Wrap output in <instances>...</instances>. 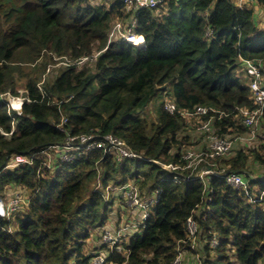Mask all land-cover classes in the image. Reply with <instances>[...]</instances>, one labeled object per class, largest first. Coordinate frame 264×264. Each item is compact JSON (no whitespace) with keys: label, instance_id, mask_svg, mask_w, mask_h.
I'll return each mask as SVG.
<instances>
[{"label":"trees","instance_id":"trees-1","mask_svg":"<svg viewBox=\"0 0 264 264\" xmlns=\"http://www.w3.org/2000/svg\"><path fill=\"white\" fill-rule=\"evenodd\" d=\"M254 4L264 12V0L243 9L234 0H165L137 11L121 0H0V195L12 186L29 196L28 207L0 216V264H89L83 243L90 232L100 239L103 230H116L105 227L112 203L102 194L109 184H132L143 203H155L143 228L125 232L126 256L112 252L106 264H173L177 246H190L188 218L198 225L197 264H264V174L246 172L250 161L264 169V109L257 151L233 147L214 160L219 176L203 183L187 175L175 183L159 165H184L190 137L180 135L194 132L198 146L188 148H200L197 127L209 115L219 137L246 136L236 109L256 107L240 60L264 62V19L254 22ZM116 21L127 22L122 30L130 27L144 46L109 38ZM84 57L92 60L77 64ZM19 80H25L23 100L9 107L2 97H17ZM155 98L161 103L151 120L144 110ZM166 101L184 113L211 112L169 114ZM67 135H111L139 158L119 163L98 149L66 164L52 160L51 170L41 157L7 168L15 156L29 158ZM232 173L245 188L225 182ZM132 211L126 210L131 219Z\"/></svg>","mask_w":264,"mask_h":264},{"label":"built area","instance_id":"built-area-1","mask_svg":"<svg viewBox=\"0 0 264 264\" xmlns=\"http://www.w3.org/2000/svg\"><path fill=\"white\" fill-rule=\"evenodd\" d=\"M255 0H236V6L239 9H243L246 5L253 3ZM165 0H121L122 5L128 11L130 10H140V9H154L159 7ZM131 28L129 27L125 32L122 30L120 24H115L109 33V38L112 36H119L121 41H125L134 45L130 40L136 38V36L130 33ZM212 30L210 27L205 29V37L207 39L212 37ZM142 44L139 46L141 47ZM96 55L92 56L95 57ZM92 58L84 57L77 61V64H82L83 62L91 61ZM240 65L245 69L246 74L250 77L249 82L250 95L253 101L254 110H248L243 108H237L235 116L239 118L241 125L246 128L247 133L245 137H237L238 141L252 140L256 137L257 132L260 130L262 111L264 109V62L262 61H249L240 60ZM22 99H19V103L14 105L11 103V107L19 108ZM164 109L169 114H180L182 116L190 118H199L207 116L211 110L205 107H197L190 113H184L176 109V106L170 101H166L164 104ZM222 114H220L221 116ZM213 115H209L207 121L203 122L197 127L198 138L200 139V148H187L184 150L182 161L185 162L184 165H164L159 164L161 168L169 171L173 174V181L175 183H180L182 177L187 175L193 176L195 179L201 180L205 183L211 176H219L221 172L217 171L214 160L218 158H223L229 154L233 148V141L229 138L219 137L212 128ZM65 120H61V124L58 126L62 130V123ZM13 134V128L8 134H3L5 136H11ZM79 140V143H76ZM102 149L104 153L112 154L115 161L122 162L127 159H137L139 158L137 154L130 150V148L121 140L114 136H81V137H71L67 135L65 141L61 145L50 146L46 150L33 155L29 158L22 156H15L12 162L7 166V168H15L21 165H29L32 159L35 157H41L45 159L43 165L50 169L52 168V160L57 161L60 164H66L72 162L75 158L86 155L87 153ZM225 182L236 188H245V182L238 174H226L224 175ZM99 187V182L97 184ZM26 193H16L14 195H9L5 199L0 200V216H5L6 218L11 217L19 209H24L29 205V196ZM156 192L153 194L156 196ZM121 200L123 208L126 210H133L136 215L129 219L130 223L120 224L116 226V230L105 229L100 234V242L102 246L105 247L103 252L94 253L89 261V264H106L109 255L112 252L121 253L126 256V251L123 249V237L125 232L130 230H135L137 228H143V223L147 219L149 214V208L155 203V200L151 198L148 202H142L140 199V193L136 186L128 184L125 186H114L112 192L110 193L108 189H105L102 198L103 200L114 204L115 197ZM138 216V217H137ZM134 217L138 218V222L133 224L131 220ZM185 233L187 237V242H190L192 246L194 244V239L196 238L198 232V225L192 219L188 218L185 222ZM217 244V240L213 239L211 242L212 246ZM176 262V260H175ZM174 262V263H175ZM173 263V264H174Z\"/></svg>","mask_w":264,"mask_h":264},{"label":"rangeland","instance_id":"rangeland-1","mask_svg":"<svg viewBox=\"0 0 264 264\" xmlns=\"http://www.w3.org/2000/svg\"><path fill=\"white\" fill-rule=\"evenodd\" d=\"M101 1L103 2H110L111 0H93V4H99ZM126 11V10H125ZM127 12V11H126ZM211 12V10H209L207 12V15H209ZM259 21V20H258ZM118 22V21H116ZM115 22V23H116ZM118 24L121 25V27L125 28L127 27V22L122 23L121 21L118 22ZM62 63V61H60ZM61 63H59L58 61V65L61 66ZM47 67L51 68V63L49 65H47ZM53 68V67H52ZM54 71H56L54 69ZM28 72V70H27ZM52 73L49 77L54 76L55 72H51ZM24 85H25V80H19L16 83V89H17V93L18 96L17 97H11L9 95L2 97L4 99V101H7V106L11 107V103L13 104H18L19 103V99L23 100V95L25 94V90H24ZM161 103V99L160 98H155L151 104L144 110V115H147L148 117H150V119L152 120L153 118H155V106L160 105ZM21 104V102H20ZM14 107V105H13ZM9 110H12V108H9ZM258 134V132H257ZM256 134V137L253 138L252 140H246V141H238L237 139L235 141H233V147L234 150H245L247 152H253V151H257L258 147L261 145V136H262V131H259V135ZM190 137V141L189 144L187 146H185L184 149L190 147V146H198L197 142H196V137H195V133L194 132H185L184 134H181V137ZM188 137V138H189ZM198 139V137H197ZM189 140V139H188ZM191 140H194V142L192 143ZM234 140V139H233ZM191 142V143H190ZM251 160V159H250ZM246 172L248 175H250L252 178H261L263 177L264 174V169L262 167H260L259 165L253 163L250 161V163H248L247 165V169ZM114 186H112V184H109L105 189H108V191L111 193L112 189ZM18 193V191L14 192L13 187H7L3 193H1L0 195V200L1 199H5L6 197H9V195H14ZM156 198V197H155ZM122 206H124L121 202V200L118 198V196L115 197L114 199V204L112 205V207L110 208V212L107 214V222L105 227H113L115 228L117 225H124L125 224V220L127 218L130 219V217L127 215L126 209L123 208ZM194 244L191 246H189V249L186 247V245L182 246H177L176 248V253H177V258H176V262L174 264H197L198 263V257L197 252L200 248V242L198 241L197 238L194 239ZM84 247H83V253L85 255L88 256H92L94 253V251L97 250H102L103 247L100 245V239L98 236V231H93L90 232L89 237L84 241ZM199 246V247H198Z\"/></svg>","mask_w":264,"mask_h":264},{"label":"crops","instance_id":"crops-1","mask_svg":"<svg viewBox=\"0 0 264 264\" xmlns=\"http://www.w3.org/2000/svg\"><path fill=\"white\" fill-rule=\"evenodd\" d=\"M236 2V0H234V3ZM247 7H250V5H248ZM246 7V8H247ZM253 9H254V22L257 23L258 20H260V22L264 19V12L257 7L255 4L252 5ZM262 19V20H261ZM264 21V20H263ZM258 24V23H257ZM198 137V136H197ZM199 139V138H198Z\"/></svg>","mask_w":264,"mask_h":264},{"label":"bare ground","instance_id":"bare-ground-1","mask_svg":"<svg viewBox=\"0 0 264 264\" xmlns=\"http://www.w3.org/2000/svg\"><path fill=\"white\" fill-rule=\"evenodd\" d=\"M140 38H133L132 40H130V42H132L134 45L140 46L141 45V41L138 40Z\"/></svg>","mask_w":264,"mask_h":264},{"label":"clouds","instance_id":"clouds-1","mask_svg":"<svg viewBox=\"0 0 264 264\" xmlns=\"http://www.w3.org/2000/svg\"><path fill=\"white\" fill-rule=\"evenodd\" d=\"M136 37H141V36H136ZM142 39H143V37H142ZM125 42V41H124ZM127 43V42H126ZM128 44H130V43H128ZM132 45V44H131ZM134 46H137V45H134ZM142 46H144V40L142 41ZM137 47H139V46H137ZM118 226V225H117Z\"/></svg>","mask_w":264,"mask_h":264}]
</instances>
